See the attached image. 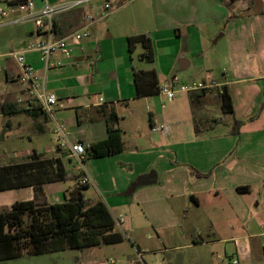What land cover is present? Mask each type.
Listing matches in <instances>:
<instances>
[{
  "label": "crops",
  "instance_id": "1",
  "mask_svg": "<svg viewBox=\"0 0 264 264\" xmlns=\"http://www.w3.org/2000/svg\"><path fill=\"white\" fill-rule=\"evenodd\" d=\"M20 1L25 0H0V5L5 2L8 8ZM33 1L37 12L46 2ZM106 1L113 4L107 13ZM89 15L94 17L91 23ZM4 18L5 24L19 25L25 47L39 37L32 21L16 22L22 13ZM55 28L59 37L82 28L90 31L82 49L69 59L55 56L64 64L46 72L37 52L24 54L38 73H46L47 90L62 104L57 118L65 121L73 140L90 145L106 138L110 115L116 112L124 150L87 158V170L81 173L58 149L49 117L22 110L25 85L19 81L18 65L8 53L1 54L0 114L9 123L0 139L12 152L0 153V164L22 161L37 151L62 157L68 170L79 175L76 183L44 184L37 196L40 203L65 202L87 174L93 179L88 186L102 195L98 199L115 222L126 221L121 210L134 217L140 210L142 225L153 233L149 237L161 243L212 247L236 242L244 237L240 233L264 226V0H84L58 14ZM139 34L152 38L154 62L140 57L145 51L141 43L129 52L128 37ZM136 69H155L160 86L173 74L184 81L216 79L228 87L234 112L223 113L217 90L178 93L168 106L161 94L137 97ZM156 106L162 110L156 113ZM13 107L16 111L6 112ZM235 119L242 121L239 133L233 131ZM158 122L168 125L169 132H152ZM35 197L33 186L0 191V212ZM216 215L226 217L224 236L217 233L214 221L222 217ZM12 259L17 258L0 262ZM199 259L184 257L181 264Z\"/></svg>",
  "mask_w": 264,
  "mask_h": 264
},
{
  "label": "trees",
  "instance_id": "2",
  "mask_svg": "<svg viewBox=\"0 0 264 264\" xmlns=\"http://www.w3.org/2000/svg\"><path fill=\"white\" fill-rule=\"evenodd\" d=\"M139 43L145 49L140 57L154 62L153 40L146 34L128 37L129 52L132 54ZM133 78L137 97L159 94L160 82L155 69H136ZM218 93L223 113L232 114L233 98L228 87ZM22 110L33 115H46L41 109L30 111L22 107ZM14 111L13 107L6 112ZM117 121L118 115L112 112L106 138L89 145L88 158L119 154L124 150L123 132ZM241 125L242 121L235 119L234 133H239ZM196 132L199 133L197 126ZM78 178L79 175L68 170L62 157H46L37 151L22 161L0 164V191L26 186H33L36 191L34 199L16 201L11 209L0 212V260L117 244L125 240L107 204L102 199L91 201L85 197L88 185L77 183L62 203L38 201L44 184Z\"/></svg>",
  "mask_w": 264,
  "mask_h": 264
},
{
  "label": "rangeland",
  "instance_id": "3",
  "mask_svg": "<svg viewBox=\"0 0 264 264\" xmlns=\"http://www.w3.org/2000/svg\"><path fill=\"white\" fill-rule=\"evenodd\" d=\"M0 7L7 9V4L2 2ZM7 21L8 18L0 19V55L11 51H20L25 47L21 41L19 25L5 24ZM2 60L3 58L0 57V62ZM220 70L221 67L215 69V74L220 73ZM2 91L3 86L0 83V92ZM177 100L178 95L175 97V101ZM168 105L167 101L166 106ZM159 107H155L156 113L157 109L162 110ZM12 121L16 122V118H13ZM8 123V116L0 114V138L4 129H8ZM14 129H18V127ZM50 137H53L52 133L49 134ZM9 146L8 143H4L0 139V153L7 154L12 152L9 151ZM23 146L25 147V145ZM72 182L76 183L77 180ZM84 193L86 198L90 200L102 197L93 185L85 189ZM120 214L126 218V221L119 227L125 235V240L122 243L101 245L91 249L70 248L41 255H24L17 259L1 261L0 264H181L184 257L189 261L193 257H199L200 259L194 261V264H223L227 258H236L240 261V264H264V226H255L256 228L248 230L246 234L240 233L237 236L244 237L236 242L218 243L212 247L186 248L181 244L161 243L156 238H150L149 235L153 233L145 226L146 224L142 225V221L145 220V215L142 211L138 210V214L135 217L125 210H121ZM216 216L222 217L214 221L217 231L220 230L217 233L220 236H224L226 217L223 215ZM207 234L204 233V235ZM165 248L167 249L163 250ZM137 249L141 250L142 259L138 256Z\"/></svg>",
  "mask_w": 264,
  "mask_h": 264
},
{
  "label": "built area",
  "instance_id": "4",
  "mask_svg": "<svg viewBox=\"0 0 264 264\" xmlns=\"http://www.w3.org/2000/svg\"><path fill=\"white\" fill-rule=\"evenodd\" d=\"M44 6L37 12L33 0H25L10 5L7 9L0 8V16L7 17L11 13L20 12L23 18L17 19L16 22L32 21L36 28L38 38L29 40L24 50L11 51L7 56L12 57L19 69V81L25 85L24 97L19 100L25 109L30 111L43 110L54 125V133L57 139V147L65 156L76 163V167L81 173L86 172L87 148L89 144L73 140L65 121L57 118L58 107H62L57 95L46 88V73L40 74L35 67L28 63L25 58V52H37L44 62V71L51 67H59L64 64L63 59H54L60 55L65 59L72 57L76 49H82L83 41L90 36L87 28L72 31L65 36L56 35L55 18L58 14L67 10L79 7L84 0H68L59 4H51L45 0ZM132 1V0H131ZM113 4L106 1L104 9L111 11ZM89 22L94 21L92 15L88 16ZM2 55H0L1 57ZM214 90L222 93L223 86L216 79L200 81H184L177 74L169 77L165 85L160 86L159 94L164 96L167 101L175 99L178 93H209ZM164 106V104H163ZM151 130L154 133H168L169 126L166 124H152ZM81 185H90L93 179L85 174L81 178ZM123 218L117 219L118 227L122 226ZM138 256L142 259L141 250L137 249ZM223 264H240L236 258H227Z\"/></svg>",
  "mask_w": 264,
  "mask_h": 264
}]
</instances>
